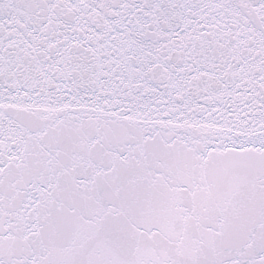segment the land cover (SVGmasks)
I'll use <instances>...</instances> for the list:
<instances>
[{
  "label": "snow or ice",
  "instance_id": "obj_1",
  "mask_svg": "<svg viewBox=\"0 0 264 264\" xmlns=\"http://www.w3.org/2000/svg\"><path fill=\"white\" fill-rule=\"evenodd\" d=\"M0 264H264V0H0Z\"/></svg>",
  "mask_w": 264,
  "mask_h": 264
}]
</instances>
